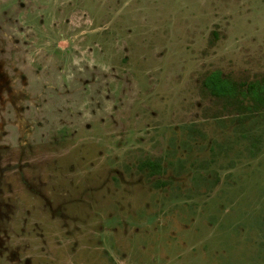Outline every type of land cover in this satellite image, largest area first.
I'll return each instance as SVG.
<instances>
[{
  "label": "rangeland",
  "instance_id": "374dc122",
  "mask_svg": "<svg viewBox=\"0 0 264 264\" xmlns=\"http://www.w3.org/2000/svg\"><path fill=\"white\" fill-rule=\"evenodd\" d=\"M217 71L264 84V0H0V264H264V102Z\"/></svg>",
  "mask_w": 264,
  "mask_h": 264
},
{
  "label": "trees",
  "instance_id": "16d2710c",
  "mask_svg": "<svg viewBox=\"0 0 264 264\" xmlns=\"http://www.w3.org/2000/svg\"><path fill=\"white\" fill-rule=\"evenodd\" d=\"M204 84L212 94L219 97H236L239 99L238 95H240L242 99L252 98L257 102H264V84H259V82L251 83L247 85L246 90H242L237 87L236 83L217 71L208 75ZM150 167L154 170H160V165L156 163H150Z\"/></svg>",
  "mask_w": 264,
  "mask_h": 264
}]
</instances>
